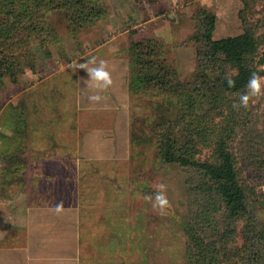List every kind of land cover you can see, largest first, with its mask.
Wrapping results in <instances>:
<instances>
[{
    "label": "rangeland",
    "instance_id": "1",
    "mask_svg": "<svg viewBox=\"0 0 264 264\" xmlns=\"http://www.w3.org/2000/svg\"><path fill=\"white\" fill-rule=\"evenodd\" d=\"M43 1L45 9L40 5L23 29L1 43L9 59L0 80V216L13 203L14 193L21 195L18 203L24 202L22 188L37 194L52 187L56 202H72L79 208V264H245L246 221L230 210L212 177L188 165L187 157L165 160L162 148L171 142L191 157L185 149L191 125L206 140L194 137L198 149L194 156L207 159L214 134L224 126L232 128L239 178L251 211L264 220V96L247 108L233 107L244 91L218 96L221 70L202 56L200 39V14L207 10L216 14L213 38L250 31L259 41L255 59L259 61L264 57V0ZM4 19L0 12V20ZM38 20L47 23L40 32L33 29ZM144 43L162 53L164 63L175 71L178 84L172 91L161 94L132 87L130 48ZM91 57L131 67L126 77L131 149L125 158L79 160L77 171L56 168L45 161L46 156L71 150L55 148L54 142L45 144L38 127L61 122L56 112L71 108L76 91L73 64ZM157 66L152 75L161 74ZM258 69L264 77V63ZM98 120L108 124L110 117L101 115ZM30 126L34 133L24 137ZM17 146L28 154L14 153L11 148ZM14 155L25 163L10 164ZM30 159L41 163L44 174L56 173L59 179L40 180ZM68 175L72 179H66ZM161 183L170 203L167 215L153 207L156 185ZM23 236L14 226L0 246L30 251ZM197 240L202 241V252Z\"/></svg>",
    "mask_w": 264,
    "mask_h": 264
},
{
    "label": "crops",
    "instance_id": "2",
    "mask_svg": "<svg viewBox=\"0 0 264 264\" xmlns=\"http://www.w3.org/2000/svg\"><path fill=\"white\" fill-rule=\"evenodd\" d=\"M105 62L113 83L103 90L104 98L101 101H89L88 96L94 91L87 87L89 75L86 69L75 68L73 105L69 110L56 112V115H60L57 118L62 119L60 123L38 127V137H42L45 144L54 142L55 148L71 150L61 155L51 152L46 156L45 161L54 163L56 168L73 170L74 167V171H77L79 160L120 159L127 157L130 152L132 113L126 77L131 67L119 61ZM79 63L73 64L74 67ZM101 115H108L110 122H99ZM33 129L30 126L23 136L30 137L34 133ZM12 139L15 141L17 138L14 136ZM11 150L28 154V150L22 146ZM39 164L37 160L30 159L29 166L32 171H36L40 180L54 182L59 179L56 173L44 174ZM30 171L26 172L27 176ZM65 178L72 179V176ZM22 190L24 202L18 203L17 197L21 195L14 193L13 203L1 212L0 240H7L11 229L18 226L26 240L24 246L26 244L30 251H13L7 245L0 246V264H79L80 215L77 205L56 202V189L52 187L37 194H32L29 188L24 187Z\"/></svg>",
    "mask_w": 264,
    "mask_h": 264
},
{
    "label": "trees",
    "instance_id": "3",
    "mask_svg": "<svg viewBox=\"0 0 264 264\" xmlns=\"http://www.w3.org/2000/svg\"><path fill=\"white\" fill-rule=\"evenodd\" d=\"M40 5L45 9L46 5L42 0H0V12L6 18L4 21L0 20V80H2V68L5 67L9 59L8 50L1 47V43L5 38L12 37L13 31L23 29L25 20L28 17L33 18L37 15ZM90 13V11L87 12V19H89ZM83 17L86 19L85 16ZM200 17V39L204 46V50L201 52L202 56L206 57L208 64L221 70L217 95L245 91V85L251 73H263L258 67L264 63V57L259 61L255 60L259 51L257 37L250 31H245L238 35L215 39L213 38V31L215 29L216 14L203 10ZM80 20H82L81 17ZM43 24L47 23L38 20L34 22L33 29L40 32L43 30ZM148 46L145 43L141 46L131 45L130 49L133 51L132 87L135 90H157L161 94L165 91H172L173 85L178 84L175 71L164 63L162 53L153 48L149 50ZM156 57L162 62H158ZM156 65H158V68L161 67V74L152 75L151 71L156 68ZM229 76L235 81L232 87H229L227 83V77ZM202 77H205V75H202ZM218 96L215 97L217 102L220 101ZM191 99L192 104H194L195 100ZM189 129L192 134L185 149L190 150L189 155L191 157L178 152L171 142L164 144L162 148L163 157L171 162L178 161L180 156L187 157L188 160L183 159V161L186 160L188 165L199 168L213 178L215 188L223 196L230 210L239 213L242 219L246 221L244 230L245 264H264V220H261L256 212L255 215L251 211L246 191L239 178L235 155L231 148L233 129L224 126L214 134L215 139L209 146L212 154L207 159L194 156L198 150L194 137L199 136L202 140H206L203 138L204 136L196 132V128L190 125ZM10 162L13 165L24 164L25 159L14 155L11 157ZM25 175L27 176L26 172L23 176L24 180H26ZM191 235L193 239H198L194 233ZM196 244L202 252V241L197 240Z\"/></svg>",
    "mask_w": 264,
    "mask_h": 264
},
{
    "label": "clouds",
    "instance_id": "4",
    "mask_svg": "<svg viewBox=\"0 0 264 264\" xmlns=\"http://www.w3.org/2000/svg\"><path fill=\"white\" fill-rule=\"evenodd\" d=\"M91 65V66H90ZM73 67V65H69ZM75 68L86 69L89 78L87 79V87L93 89L88 96L89 101L99 102L104 97L102 95L103 90L109 88L113 81L110 72L107 70L106 62L103 59L97 60L96 57H91L85 62H80L75 65ZM91 81V83H89ZM227 83L229 87H232L235 81L229 76L227 77ZM245 91L240 94L239 100L233 101V107L247 108L251 103H255V100L261 96H264V77L259 76L256 72H252L247 84L245 85ZM158 191L154 194L153 207L156 208L160 215H167L168 208L170 207L169 200L165 194L166 185L163 183L156 185ZM150 199L151 197H145Z\"/></svg>",
    "mask_w": 264,
    "mask_h": 264
}]
</instances>
